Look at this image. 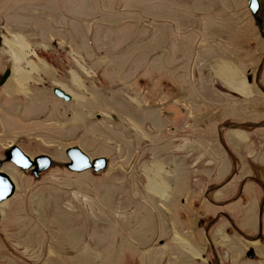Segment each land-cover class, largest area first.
<instances>
[{"label":"rangeland","instance_id":"374dc122","mask_svg":"<svg viewBox=\"0 0 264 264\" xmlns=\"http://www.w3.org/2000/svg\"><path fill=\"white\" fill-rule=\"evenodd\" d=\"M259 2L261 19L247 22V0H0V78L9 69L0 84V159L16 145L31 158L53 160L39 179L10 163L2 166L15 193L0 205V264H210L212 243L226 258L225 242L211 240L215 225L204 227L218 209L211 204L224 197V181L209 179L217 150L238 167L225 172L235 175L225 190L243 191L229 207L242 212L264 186V156L256 163L232 141L240 130L249 133L251 148L264 140V0ZM223 59L243 71L249 67L250 95L237 96L204 73L203 66ZM162 62L179 71L170 72L174 95L157 94L161 80L147 83ZM197 78L210 96L234 94L228 96L238 104L234 116L220 99L199 105ZM56 87L70 101L56 97ZM170 93L173 102L165 98ZM254 102L263 116L259 128L247 129L242 121L260 114L247 105ZM73 146L91 159L107 158V169L62 167ZM192 192H201L207 204L197 215V232L212 241L188 242L194 254L172 239L174 230L186 239L183 230L192 228L180 214L200 212L202 205L193 210L198 201ZM245 217L236 216L250 231Z\"/></svg>","mask_w":264,"mask_h":264},{"label":"crops","instance_id":"0c3cea01","mask_svg":"<svg viewBox=\"0 0 264 264\" xmlns=\"http://www.w3.org/2000/svg\"><path fill=\"white\" fill-rule=\"evenodd\" d=\"M245 19H246L247 22L250 19L251 20L253 19V17L251 16L250 12L247 15H245ZM252 22L253 21H251V23ZM161 65H162V68L159 71L156 72V77H154V76L151 77L149 79V81H147V83L149 82V84L157 86V82H159L161 80V86H160L161 89L157 88V90H156L157 94L159 93L158 95H161V96L164 95L165 96L166 93L171 91V93L174 95L177 92L178 87H176L175 85L171 86V83H174V81L169 80L170 72H172L173 75L174 74L178 75L179 71H171V70L174 69V67L166 65L163 62H162ZM248 68L249 67H247L243 71L233 61L227 60V59L220 60L219 62H216L215 65H213V66H211L209 68H207V67L205 68L204 66L202 67V69H204V73H206L207 70L210 72L211 79L213 78L212 81H216V83H217V81H219L220 84H222V86L226 90L228 89V90H230L233 93L236 92L234 94H236L237 96H243L246 93L248 95H250V93H251L250 85H248L250 83L249 82L250 80L247 78V75L245 74V71H247ZM221 70L223 72H225V73H223V74L220 73ZM216 76L218 78H216ZM244 78H245V80H244ZM191 79H192V76H191L190 80ZM236 80L241 82V84H240V86L238 88H234L233 87L234 83L237 82ZM200 81L201 80H198V78L193 81L194 85L198 87V90L195 91V99L197 100V102H199V105H203L205 103L211 104V105H216L215 102H218L219 99H220L221 101L226 102V104H227V106L224 107L225 113L228 114V115L231 114V116L232 115L234 116V112L236 111L238 104L235 103V101H236L235 99H233L232 97H228V96H232L234 94H232L230 92H227V94H222V93L218 94L216 92V95L210 96V95L205 93L204 85ZM139 84H140V82L136 83V85H139ZM165 84H166L167 87H166V90L164 91ZM171 93L167 97H165V98H167V100L169 102H173L174 100L177 99V98L173 97V95H171ZM215 97H216L217 100L215 99ZM163 102H164V100H163ZM254 104L255 105L247 103L248 106H255L259 110L260 114L259 115H250L249 114L247 116V120L242 121V124L247 126V129L249 127H251V126H255L256 128L260 127L259 126V121L261 120V117L263 116V111H262V108L260 107V105L258 103L254 102ZM200 115L202 117L205 116V111H201ZM212 118H213V116L211 117V119ZM213 123H214V121H211L210 125H214V130L216 128L218 129L219 128L217 126L218 125V121H216L215 124H213ZM198 126H200V124H197V123L194 124V127H198ZM166 130H169V129L167 128ZM157 131L159 132L161 130L157 129ZM173 133L174 132L172 131V134ZM247 134H249V133H246L245 131H241V130L240 131H236L235 134H232L234 136L232 141L235 143L236 147H238L239 149H242L244 152H247V151L249 152L248 158L255 159V162L259 163L260 156L261 155L264 156V140H261V142L258 143L257 147L251 148V144H250L251 139L248 137L249 135L247 136ZM191 140H189V141L191 142ZM194 141L195 140H193V142ZM161 144H163V142H161ZM187 145H188L189 148L192 147V144L189 143V142H187ZM198 149L199 148H197L195 151H197ZM217 151H218L217 152L218 158H217V160L214 163V168L210 172L209 179L212 180L214 185H220L224 181V184H222L221 188L219 189V190H223V192H221V195H223L224 197L221 200L222 202L217 203V204H211V206H216L218 208L214 213L222 211V212H225L227 214H230V213L236 212L238 209H236L235 207H232V208L229 207L228 204H230L231 202H229L228 199H233V198L234 199L235 198L238 199L241 196V193L243 191L241 190V191H237V192H235V191L227 192V190H225L226 188L228 189L230 187V186L227 187L228 181L233 176H235L233 173L231 174V171L229 173L230 175L227 174L225 176L226 170L228 168L237 169L238 167L234 166L232 162L229 163L230 160L227 158V156L223 152L222 153L219 152L220 150H217ZM234 161H235V163H238L240 165V167H241V163L240 162H238L236 160H234ZM220 162H222V163H220ZM221 170H222L223 173L221 172ZM221 173H222V175L220 176ZM262 174L264 175V173H262ZM252 175H253V173H252ZM229 176H230V178H229ZM227 178H229L228 181H227ZM219 190H217V191H219ZM253 196H254L253 197L254 198V203L251 204V205H248V206H246V207H244L242 209V212L244 211V213L246 215L255 214L257 212L256 209H258V205H260L259 204V197H261L262 195L261 194H258V195L256 194L255 195V193H254ZM191 197H192V199L198 201V203L194 202L192 204L193 210H195V209L199 210L200 205H202V207L200 209V212L199 213H195L193 216H190L189 214H180L181 212H179V214H180L179 215L180 216L179 219L182 220V221H185L184 223H188L189 225H192V228L191 227H190V229H186L185 228L183 230L185 235L187 234V237H185L186 239H183L174 230V235L172 236L173 237L172 239H174L173 241H175V242L185 243L186 246H187V249L189 250V252L194 254L193 248L188 242H193L195 244H196V242H206L207 243V241H210V239L205 238V236H202L200 233L197 232L198 231V228H197V226H198L197 215H200V214L202 215L204 213L202 208L206 207L207 204L204 201L202 202V193L201 192H192L191 193ZM199 200H200V202H199ZM193 219H194V222H193ZM252 221L254 223V226L250 225V222H249V225L247 227H249L251 229L249 232H252L253 234H255L257 226L259 224H258V222L254 221V220H252ZM200 231H202V230H200ZM223 232H225L223 227L217 228L214 231V234H212L213 236L215 235L216 237L214 238V237L211 236V240L213 239L214 242H223L222 238H224L225 235H226ZM255 245H257V243H255ZM215 246L218 247L217 243H215ZM194 256H196V255H194ZM179 261H185V260L184 259H182V260L179 259Z\"/></svg>","mask_w":264,"mask_h":264},{"label":"water","instance_id":"95a60500","mask_svg":"<svg viewBox=\"0 0 264 264\" xmlns=\"http://www.w3.org/2000/svg\"><path fill=\"white\" fill-rule=\"evenodd\" d=\"M247 8L253 18L259 14L260 2L259 0H247ZM9 70H6L1 77L0 84L5 81ZM53 94L63 99L70 101V96L66 94L61 88H54ZM67 162L61 164L71 172H83L90 170L93 173H98L107 169L108 160L105 157H97L91 159L77 146L69 147L65 150ZM12 164L19 170L26 172L30 171L33 178L39 179L40 174L50 169L53 166V160L48 155H38L33 158L26 155L18 146L12 145L3 152V158L0 159V205L7 201L15 193V184L8 174L3 172L2 166L4 164ZM1 219V212H0Z\"/></svg>","mask_w":264,"mask_h":264},{"label":"flooded vegetation","instance_id":"af4514ba","mask_svg":"<svg viewBox=\"0 0 264 264\" xmlns=\"http://www.w3.org/2000/svg\"><path fill=\"white\" fill-rule=\"evenodd\" d=\"M257 16H258L257 19L260 20L261 19L260 15L258 14ZM253 178L259 179V177L255 175L253 176ZM245 179H242L240 183L243 184ZM228 180L229 179H227V181ZM258 194H261L262 196L259 197L260 205H258V209H256L257 212L253 215L251 214L246 215L243 211V214L246 216L245 217L246 220L250 222V225L254 226V223L252 220L258 222L259 224L256 229V233H255L256 236L254 238L248 237L249 234L247 235V233H249V231H247L244 227L240 225L241 223H243V219L236 218V216L243 215V214L242 212H239L238 210L230 214H227L222 211L216 212L212 215L209 221L205 224L204 227H206V229L208 227L210 228V226H212L213 224L215 225L214 226L215 229L219 228L221 224H225L224 225L225 231L227 227L228 229L229 228L232 229V234L230 233V230H227L231 235L225 232V234H227L228 236L226 235L222 239V241L225 242L226 244V246H224V249L226 250V258L221 256L220 248L215 246L214 243H212L211 249H210V255H211L210 264H264V201H263L264 186L261 188ZM236 200H237L236 198L228 199L229 202H233ZM221 217L224 218L226 223L221 222ZM249 222L247 223V225H249ZM235 235L238 236L239 238L245 239L248 242H229L228 237L232 238V236L235 237ZM209 242H211V240ZM255 243H257V245H255Z\"/></svg>","mask_w":264,"mask_h":264},{"label":"bare ground","instance_id":"6f19581e","mask_svg":"<svg viewBox=\"0 0 264 264\" xmlns=\"http://www.w3.org/2000/svg\"><path fill=\"white\" fill-rule=\"evenodd\" d=\"M9 52V51H8ZM11 53V52H10ZM11 55V57H12V59H13V63H14V66L16 67V66H20L21 65V63H20V60H19V58L17 57V55L15 54V53H11L10 54ZM227 68V67H226ZM220 73H225V72H223L222 70L220 71ZM72 74V77L73 78H75V74H74V72H72L71 73ZM230 79V78H229ZM237 81V80H236ZM240 84H241V82H239V81H237V82H235L234 83V85H233V87L234 88H238L239 86H240ZM159 164V163H158ZM157 164V165H158ZM16 167V166H15ZM150 184V183H149Z\"/></svg>","mask_w":264,"mask_h":264}]
</instances>
